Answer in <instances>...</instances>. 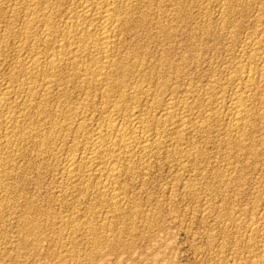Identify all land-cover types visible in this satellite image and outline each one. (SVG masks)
<instances>
[{
  "label": "rangeland",
  "instance_id": "374dc122",
  "mask_svg": "<svg viewBox=\"0 0 264 264\" xmlns=\"http://www.w3.org/2000/svg\"><path fill=\"white\" fill-rule=\"evenodd\" d=\"M39 1L41 0H0V47L1 50H4L0 51V102L4 99H6L5 103L8 102L7 106H1L0 104V136L3 137L6 133L8 121L5 119L8 120V117L11 115L19 117L20 114V120L18 118L14 124L16 123V127L19 126L17 131H23L28 135L27 138H25L26 136L20 137L18 135V138L14 134L11 137V143L7 147L9 150L6 151V156L10 157L9 163L11 162L8 168L12 171L8 169V177L0 185V190L6 189L5 191H0V264H250V262L258 260L264 251V242H262L264 241V231H262L264 229L262 228L264 227V83L260 85L261 88H259L260 82L255 83L254 92H251L248 102L249 108L251 107L250 116L246 120L245 124L247 125H244L245 127L239 131L240 133L234 127L233 112L231 111L234 91L238 89L237 87L241 86L238 84V76L242 70L240 66L245 67L246 69L244 70H249L252 66V69L259 74L264 69V0H160V2L159 0H152L153 2L151 0H139L135 1V3L132 2L131 5L122 7V9L120 8L126 17L123 15L121 21H127L122 25V30H118V38L116 37L118 40L116 39L114 48L115 52L112 53L115 56L113 55V58L110 59L113 68H111L112 64H110L109 70H107L108 73L106 72L105 74V76L107 75L105 83L96 82L95 78L91 77L90 74L98 65L100 66V62H105L106 59L102 55L94 56L96 57L94 58L95 60L84 59L83 56H79L80 59L78 57L77 59L68 55L64 57V62L63 59L60 61L61 66L55 72V74L59 72L56 78L51 76V74H54L51 68H49V63L59 55L61 49L55 41L62 39L61 36L64 38V34L66 33L63 32H67L68 29L73 28L78 23L88 25L90 21L84 19L85 17L82 16L84 15L86 6L84 1L46 0L49 4H45V0H42V3ZM99 1L100 5H105H103L105 1ZM34 7L38 8L35 9ZM150 7H153L152 10L155 13L152 12ZM162 8L165 9L163 10ZM148 10H151V12ZM125 11L127 14H125ZM162 12L163 15L165 14L163 19L161 17L163 16ZM128 13H132L133 15H128ZM33 14L35 16L32 17ZM46 14L47 16H45ZM11 16H14L12 17V19L14 18L13 20H11ZM130 16L131 18H129ZM172 16L175 18L173 19ZM45 17L49 19V24H46ZM77 17L81 21L83 19V21H77L79 20ZM50 18L53 19L51 20ZM36 22L38 23L36 24ZM48 26L50 29L52 28V31H57L55 33L52 32L53 35L49 37L52 40H49L48 44H46L43 41ZM55 26L57 27L55 28ZM26 31L29 32L27 33ZM45 31L46 33H44ZM166 31H168L167 34ZM34 35L37 36L35 37L36 40L33 38L35 40L33 42L32 37ZM261 40L263 41L261 42ZM44 43L45 45L43 46ZM50 43L54 47L50 46ZM256 47H259V50ZM116 49H119V51ZM250 51L252 53L257 52L255 54L258 57L260 56V59L256 61L257 64L256 62H252L248 65V62H251L249 57L252 53ZM35 52L37 57L34 54ZM38 53L41 54L39 55ZM68 58H70V62L67 61ZM44 60L47 61H45L46 65ZM166 60L167 64H164ZM36 61L40 65H36ZM17 62L19 65L16 64ZM41 62L43 63L41 64ZM141 62H143L142 66ZM29 63L30 66L28 65ZM77 64H81L83 68L81 65L77 67ZM260 65L263 68L259 67ZM123 68L127 69V71L129 70L131 75L124 82H119L118 78L122 77L121 75L125 71ZM60 69L61 71H59ZM237 69L240 71L238 72ZM27 71H30L31 77ZM118 72L120 76H118ZM79 73H81L82 77ZM173 74L176 75L174 76ZM48 75L50 78H48ZM47 78L49 80L53 79L50 81L51 83L45 80ZM84 78L88 83L84 82ZM12 80L13 82H10ZM111 80L117 81L119 82L118 85L123 86V93L116 90L117 84H114ZM47 82L51 87L46 86ZM213 82L214 85H212ZM79 83L82 85H78ZM124 83H127V85ZM139 83L143 85L141 86ZM85 84L88 86L86 87ZM101 84L104 85L102 86ZM107 85L110 86L108 87ZM81 87L84 88L82 89ZM111 87L113 90L110 89ZM138 87L139 89L143 88L146 92L147 88L150 89L147 92L149 94L140 96L134 100L132 98L131 100L129 96L130 92L138 89ZM128 88L129 90H127ZM130 89L132 90L130 91ZM115 91L119 92L118 95ZM154 93H156V96ZM104 94L105 97H110V99L105 98ZM2 96H6L7 98H2ZM127 97L130 99H127ZM108 100L113 104L109 103L110 101ZM157 100L158 102H156ZM9 104L13 106H9ZM39 104L45 106L40 107ZM132 104H135L134 106L136 107ZM158 104L161 106L164 104V106L161 108ZM166 104L169 106L167 107ZM143 106L146 107L143 108ZM133 107L143 112L145 111L147 115L151 114L150 119L154 115L158 116L163 111L172 112L173 114H170L174 119L175 117L185 118L188 128L185 131L186 133H182V142L178 140L179 129L174 125L165 129L164 135L162 134L163 138H161V146L158 149L148 151L149 153L144 152L146 155L143 152L139 154L138 152L140 151H136L135 153L138 155L137 159L142 155L146 156L145 158L148 157L145 159L144 164L137 159L132 161L133 163L137 161L134 164L124 160H120L122 163L120 161L117 163V160L114 159V161L112 158L113 161L111 159L107 160L106 163L108 164L104 166L106 172L108 171L107 173H110L109 171L113 170L115 166L120 171L123 167L125 170L126 167L132 165L129 167L131 168V172L127 173L121 180H118L119 182L114 183L115 187L118 186L123 192H121L122 198L118 202L119 205H116L117 208L115 202H111V204L108 201L104 202L98 194L99 188L96 186L98 178L95 177L96 175L83 173L87 176L88 180L84 176L85 181L82 178V185L78 183L81 185L80 187L77 183L68 181L65 174V161L68 158L67 156H71L73 152L77 154V152L81 153L83 151V138H86L88 132L85 128L90 130L96 128L98 125L106 126L110 120L115 118L113 114L117 110L122 109L125 112L129 109L132 110ZM9 108H12V110H9ZM158 108L161 109L159 110ZM104 109H106V115L103 113ZM5 111L7 114L4 113ZM123 112H120L122 114L118 118H122ZM125 113L123 117L127 118ZM80 120L82 121L80 122ZM57 126H59L58 130ZM63 126L65 129L62 128ZM206 126L209 127L207 128ZM74 129L75 131H73ZM167 129L169 130L167 131ZM40 130L48 132L49 130H53L52 138L50 141L45 142L46 145H43L40 138L36 137V132ZM74 132H78L76 135L78 137L81 136V138L73 134ZM151 132L152 135L154 131L152 130ZM65 133L66 136H64ZM236 133L238 135L241 134L243 138L240 135H236ZM34 138L37 139L35 140ZM184 138L187 140L186 142ZM60 140H64V144ZM232 143H236L235 145L238 146L236 147ZM251 146L254 150H252ZM110 161L112 162L110 163ZM37 165L40 166L38 167ZM111 167L113 168L111 169ZM86 181L89 187L85 184ZM82 186L88 189H83ZM72 187L75 188L72 189ZM107 193L109 194V192ZM117 209L120 211L117 212ZM249 221L260 224L255 225L258 228V232H254L256 235L251 233V223ZM250 235L251 237H249Z\"/></svg>",
  "mask_w": 264,
  "mask_h": 264
},
{
  "label": "bare ground",
  "instance_id": "6f19581e",
  "mask_svg": "<svg viewBox=\"0 0 264 264\" xmlns=\"http://www.w3.org/2000/svg\"><path fill=\"white\" fill-rule=\"evenodd\" d=\"M33 1H35V0H33ZM49 1V0H48ZM58 1V0H57ZM69 1V0H68ZM73 1V0H72ZM81 1H84L85 2V12H84V15H82L83 17H85L84 19H87V20H89L90 22L88 23V25H84V24H80V23H78V25H76V26H73V28H71V29H68V31L67 32H63V33H66V34H64V38L61 36V38L62 39H60V40H57V41H55L56 43H57V45H59V47L61 48L60 49V53H59V55L58 56H56L50 63H49V65H50V67L49 68H51V70H52V73L54 74V75H52L51 74V76H53V78H56V76H57V74L59 73H57V74H55V72L57 71L56 69H58L60 66H61V62L60 61H62V59H63V62H64V57H66V56H73V57H78L79 58V56L81 57V56H83L84 57V59L85 58H89L90 60H95L94 58H96V57H94V56H98V55H102L103 56V58L104 59H106L105 60V62H100L101 64H100V66L98 65L97 67H96V69H95V67H94V71L91 73L89 70V72H90V74H91V77L93 76L94 78H95V80H96V82H102V83H105L106 82V76H105V74H106V72H107V70H109L108 68L110 67V64H112V63H110V59L111 58H113V55H112V53L113 52H115L114 50V48H115V45H116V39L118 38L117 37V34H119L118 33V30L120 29V30H122V25L123 24H125L124 22L125 21H127V20H125L124 22L123 21H121V19H122V16L124 15L123 13H122V11H121V9H122V7H124V6H128V5H131V3L132 2H134L135 3V1H139V0H100L101 2L103 1H105L104 3H103V5L104 6H102V5H100L99 3H98V1L96 2V0L94 1V0H81ZM99 1V2H100ZM144 1V0H143ZM152 1V0H151ZM155 1H157V0H155ZM181 1V0H180ZM179 1V2H180ZM216 1V0H215ZM219 1V0H218ZM223 1V0H222ZM231 1V0H230ZM250 1V0H249ZM3 2V1H2ZM40 3H42V0L41 1H39ZM45 4H49V3H47V1L45 0ZM62 2V1H61ZM76 2V1H75ZM146 2V1H145ZM149 2V1H148ZM153 2V1H152ZM159 2H160V0H159ZM158 2V3H159ZM226 2V1H225ZM248 2V1H247ZM43 3H44V1H43ZM57 3H59V2H57ZM56 3V4H57ZM182 3V2H181ZM180 3V4H181ZM251 3V2H250ZM35 4V3H34ZM142 4V3H141ZM154 4V3H153ZM156 4V3H155ZM161 4H162V2H161ZM166 4V3H165ZM177 4H179V3H177ZM183 4V3H182ZM185 4H187V3H185ZM40 5V4H39ZM73 5V4H72ZM146 5H148V4H146ZM149 5H151L152 6V4H150L149 3ZM159 7H160V5L159 4H157ZM170 5V4H169ZM206 5V4H205ZM239 5V4H238ZM16 6V5H15ZM29 6V5H28ZM36 6H37V3H36ZM41 6V5H40ZM39 6V7H40ZM45 6V5H44ZM49 6H51V5H49ZM48 6V7H49ZM74 6V5H73ZM76 6V5H75ZM137 6H139V5H137ZM173 6V5H172ZM177 6V5H176ZM176 6H175V8H176ZM179 6V5H178ZM182 6V5H181ZM185 6V5H184ZM192 6V5H191ZM229 6V5H228ZM32 7V6H31ZM43 7V6H42ZM149 7V6H148ZM164 7V6H163ZM26 8H28V7H26ZM35 8V7H34ZM38 8V7H37ZM37 8H35V9H37ZM61 8V7H60ZM78 8V7H77ZM81 8V7H80ZM121 8V9H120ZM128 8V7H127ZM139 8V7H138ZM142 8V7H141ZM151 8V7H150ZM149 8V9H150ZM155 8H157V7H155ZM167 8V7H166ZM171 8V7H170ZM177 8H179V7H177ZM185 8H186V6H185ZM185 8H183V9H185ZM56 9H57V7H56ZM71 9V8H70ZM124 9V8H123ZM153 9V7L151 8V10ZM163 10L165 9V8H162ZM168 9V8H167ZM173 9V8H172ZM180 9V8H179ZM182 9V10H183ZM32 10H33V8H32ZM44 10V9H43ZM49 10V9H48ZM63 10V9H62ZM75 10V9H74ZM78 10V9H77ZM76 10V11H77ZM130 10V9H129ZM140 10H143V9H140ZM145 10V9H144ZM151 10H148V11H150L151 12ZM161 10V9H160ZM162 10V11H163ZM50 11H52V10H50ZM136 11V10H135ZM147 11V13H149ZM155 11V10H154ZM17 12V11H16ZM33 12V11H32ZM41 12V11H40ZM128 12H130V11H128ZM137 12H139V11H137ZM142 12V11H141ZM152 12H153V10H152ZM157 12V11H156ZM160 12V11H159ZM169 12H171V11H169ZM233 12V11H232ZM44 13H45V11H44ZM72 13V12H71ZM140 13V12H139ZM138 13V15H140ZM153 13H155V12H153ZM164 13L166 14V12L164 11ZM172 13V12H171ZM175 13H176V11H175ZM15 14V13H14ZM18 14V13H17ZM31 14V13H30ZM35 14V13H34ZM32 15V17L33 16H35V15ZM72 14H74V13H72ZM78 14V13H77ZM125 14H127L126 13V11H125ZM129 14H132V13H128V15ZM137 14V13H136ZM164 14V15H165ZM179 14V13H178ZM13 15V14H12ZM76 15V14H75ZM80 15V14H79ZM78 15V16H79ZM133 15V14H132ZM162 15H163V12H162ZM164 15L163 16H161L162 17V19L164 18ZM167 15V14H166ZM263 15V14H262ZM15 16V15H14ZM14 16H11V20H13L12 19V17H14ZM37 16V15H36ZM39 16V15H38ZM45 16H47V14L45 15ZM67 16V15H66ZM142 16H143V14H142ZM145 16V15H144ZM147 16V15H146ZM174 16V15H173ZM173 16H172V18H173ZM186 16V15H185ZM200 16V15H199ZM10 17V16H9ZM32 17H30L32 20H34ZM40 17V16H39ZM43 17V16H42ZM52 17V16H51ZM71 17H74V16H71ZM124 17H125V15H124ZM123 17V18H124ZM128 17V16H127ZM134 17V16H133ZM141 17V16H140ZM140 17H139V19H140ZM150 17V16H149ZM151 17H152V14H151ZM188 17V16H187ZM38 18V17H37ZM46 19H45V21H46V24H49L48 22V20L49 19H47V17H45ZM49 18V17H48ZM61 18V17H60ZM78 19H79V17H77ZM77 18H76V20H77ZM126 18V17H125ZM129 18H131V16L129 17ZM142 18V17H141ZM145 18V17H144ZM175 18V17H174ZM173 18V19H174ZM178 18V17H177ZM228 18V17H227ZM258 18V17H257ZM23 19V18H22ZM42 19H44V18H42ZM51 19V18H50ZM53 19V18H52ZM51 19V20H52ZM136 19V18H135ZM138 19V18H137ZM161 19V18H160ZM161 19V20H162ZM263 19V18H262ZM1 20V19H0ZM18 20V19H17ZM63 20V19H62ZM67 20H68V18H67ZM145 20V19H144ZM167 20V19H166ZM221 20V19H220ZM219 20V21H220ZM226 20V19H225ZM264 20V19H263ZM28 21V20H27ZM35 21V20H34ZM54 21H57V20H54ZM77 21H80V22H82L83 21V19H82V21L79 19V20H77ZM130 21V20H129ZM133 21V20H132ZM137 21V20H136ZM148 21V20H147ZM33 22V21H32ZM31 22V23H32ZM39 22V21H38ZM38 22H36V24L38 23ZM51 22V21H50ZM86 22H88V21H86ZM131 22V21H130ZM138 22H139V20H138ZM161 22V21H160ZM229 22V21H228ZM258 22V21H257ZM260 22V21H259ZM25 23V22H24ZM52 23V22H51ZM50 23V24H51ZM67 23H68V21H67ZM127 23V22H126ZM145 23H147V22H145ZM210 23V22H209ZM215 23V22H214ZM256 23V22H255ZM23 24V23H22ZM28 24H29V22H28ZM35 24V25H36ZM45 24V23H44ZM43 24V25H44ZM71 24H72V22H71ZM76 24V23H75ZM75 24H73V25H75ZM132 24V23H131ZM141 24V23H140ZM149 24V23H148ZM158 24V23H157ZM171 24V23H170ZM4 25V24H3ZM25 25V24H24ZM40 25V24H39ZM38 25V27H40ZM42 25V24H41ZM53 25H55V24H53ZM58 25V24H57ZM128 25V24H127ZM129 25H130V23H129ZM128 25V26H129ZM146 25V24H145ZM173 25V24H172ZM263 25H264V23H263ZM262 25V26H263ZM26 26V25H25ZM134 26V25H133ZM162 26V25H161ZM164 26V25H163ZM166 26V25H165ZM209 26V25H208ZM33 27V26H32ZM43 27H45V26H43ZM51 27H52V25H51ZM57 26H55V28H56ZM71 27H72V25H71ZM167 27V26H166ZM212 27V26H211ZM237 27V26H236ZM257 27V26H256ZM46 28V27H45ZM127 28V27H126ZM209 28V27H208ZM207 28V29H208ZM235 28V27H234ZM27 29H28V27H27ZM26 29V30H27ZM47 29V28H46ZM52 29V28H51ZM50 28H49V26H48V30H47V33H46V31L44 32V33H46L45 34V38H44V41L43 42H45L46 44H48V42H49V40H52V39H49V37L50 36H52L53 34H52V32H54L55 33V31H57V30H55V31H52ZM124 29V28H123ZM129 29H130V27H129ZM134 29H135V26H134ZM156 29V28H155ZM211 29V28H210ZM17 30V29H16ZM37 30V29H36ZM126 30V29H125ZM128 30V29H127ZM143 30V29H142ZM148 30H150V29H148ZM232 30V29H231ZM236 30H237V28H236ZM259 30V29H258ZM8 31H9V29H8ZM25 31V30H24ZM30 31V30H29ZM28 31V32H29ZM62 31H64V30H62ZM62 31H60L61 33H62ZM66 31V30H65ZM27 32V31H26ZM25 32V33H26ZM27 32V33H28ZM31 32H33V31H31ZM43 32V31H42ZM131 32V31H130ZM171 32V31H170ZM252 32V31H251ZM36 33V32H35ZM158 33V32H157ZM162 33H163V31H162ZM168 33V31H166V34ZM192 33V32H191ZM10 34V33H9ZM23 34H24V32H23ZM31 34V33H30ZM30 34H29V38H30ZM139 34V33H138ZM144 34V33H143ZM165 34V35H166ZM33 35V34H32ZM63 35V34H62ZM66 35V36H65ZM121 35V34H120ZM163 35V34H162ZM257 35V34H256ZM14 36V35H13ZM37 36V35H36ZM35 35H34V37H32V39L33 38H35L36 37ZM56 36V35H55ZM122 36V35H121ZM120 36V37H121ZM22 37H24V36H22ZM54 37V36H53ZM117 37V38H116ZM149 37V36H148ZM164 37V36H163ZM249 37V36H248ZM42 38V37H41ZM41 38H39V39H41ZM58 38V37H57ZM132 38V37H131ZM152 38H153V35H152ZM2 39V38H1ZM21 39V38H20ZM54 39H56V37H54ZM54 39H53V41H54ZM150 39V38H149ZM169 39V38H168ZM175 39V38H174ZM255 39H257V38H255ZM15 40H16V38H15ZM35 40H36V38H35ZM34 39H33V42L35 41ZM38 40V39H37ZM118 40V39H117ZM27 41H28V39H27ZM39 41H41V40H39ZM245 41V40H244ZM263 40H261V42H262ZM236 42V41H235ZM258 42H260V41H258ZM38 43V42H37ZM45 43L43 44V46L45 45ZM51 43H53V42H51ZM51 43H50V46H53V45H51ZM162 43V42H161ZM257 43V42H256ZM33 44H36V43H33ZM39 44H40V42H39ZM131 44V43H130ZM133 44H135V43H133ZM132 44V45H133ZM139 44V43H138ZM198 44V43H197ZM250 44H251V42H250ZM255 44V43H254ZM38 45V44H37ZM42 45V44H41ZM56 45V46H57ZM140 45V44H139ZM253 45V44H252ZM257 45V44H256ZM262 45V44H261ZM1 46V45H0ZM8 46V45H7ZM34 46V45H33ZM40 46V45H39ZM42 46V47H43ZM55 46V47H56ZM118 46H120V45H118ZM248 46V45H247ZM251 46V45H250ZM258 46V45H257ZM3 47V46H2ZM29 47V46H28ZM54 47V46H53ZM132 47V46H131ZM261 47V46H260ZM38 48V47H37ZM45 48H46V46H45ZM119 48V47H118ZM170 48V47H169ZM251 48H252V46H251ZM254 48H255V46H254ZM256 48H258V50H259V47H256ZM38 49H41V48H38ZM47 49V48H46ZM51 49V48H50ZM57 49V48H56ZM127 49V48H126ZM187 49V48H186ZM262 49V48H261ZM261 49H260V51H261ZM21 50V49H20ZM25 50V49H24ZM27 50V49H26ZM30 50V49H29ZM59 50V49H58ZM58 50H56V51H58ZM117 50V49H116ZM243 50V49H242ZM250 50V49H249ZM256 50V49H255ZM254 50V51H255ZM0 51H4V50H1V47H0ZM31 51H32V48H31ZM34 51H35V48H34ZM37 51V50H36ZM41 51V50H40ZM51 51H52V49H51ZM50 51V52H51ZM117 51H119V49L117 50ZM137 51V50H136ZM149 51V50H148ZM252 51H253V49H252ZM39 52V51H38ZM55 52V51H54ZM53 52V53H54ZM59 52V51H58ZM230 52V51H229ZM251 52V51H250ZM26 53V52H25ZM29 53V52H28ZM239 53H240V50H239ZM246 53V52H245ZM252 53V52H251ZM250 53V54H251ZM255 53H257V52H254V53H252L251 55H250V57H249V55H248V57L250 58V61L251 62H248V65L250 64V63H252V62H256L257 60H259L260 59V56L258 57ZM3 54V53H2ZM31 54V53H30ZM32 54H33V51H32ZM35 54V56L37 55L36 54V52L34 53ZM39 54V53H38ZM41 54V53H40ZM39 54V55H40ZM55 54V53H54ZM120 54V53H119ZM147 54V53H146ZM186 54V53H185ZM249 54V53H248ZM38 55V56H39ZM49 55V54H48ZM48 55H47V58H48ZM56 55V54H55ZM54 55V56H55ZM187 55V54H186ZM185 55V56H186ZM258 55H259V53H258ZM20 56V55H19ZM99 56V57H100ZM115 56V55H114ZM163 56V55H162ZM173 56V55H172ZM244 56V55H243ZM245 56H246V54H245ZM244 56V57H245ZM16 57V56H15ZM25 57V56H24ZM26 57H28V56H26ZM37 57V56H36ZM40 57V56H39ZM46 57V56H45ZM117 57V56H116ZM247 57V58H248ZM262 57V56H261ZM31 58H32V56H31ZM35 58V57H34ZM43 59H45L44 57H42ZM53 58V57H52ZM70 58H72V57H70ZM70 58H68V60L67 61H69V59ZM77 58V59H78ZM102 58V57H101ZM115 58V57H114ZM125 58V57H124ZM165 58V57H164ZM169 58V57H168ZM171 58V57H170ZM33 59V58H32ZM31 59V60H32ZM40 59H41V57H40ZM42 59V60H43ZM50 59V58H49ZM48 59V60H49ZM80 59V58H79ZM88 59V60H89ZM245 59V58H244ZM36 60H38V58H36ZM73 60V59H72ZM75 60V59H74ZM124 60H127V59H124ZM178 60H180V59H178ZM246 60V59H245ZM23 61V60H22ZM34 61H35V59H34ZM46 60H44V63H45V65H46V62H45ZM67 61H65L66 63H67ZM71 61V60H70ZM69 61V62H70ZM81 61H82V59H81ZM85 61H87V60H85ZM116 61V60H115ZM4 62V61H3ZM5 62H6V60H5ZM20 62V61H19ZM23 62H25V61H23ZM32 62V61H31ZM30 62V63H31ZM77 62V61H76ZM75 62V63H76ZM80 62V61H79ZM90 62H93V61H90ZM89 62V63H90ZM114 62V61H113ZM132 62V61H131ZM136 62V61H135ZM138 62V61H137ZM162 62V61H161ZM242 62V61H241ZM2 63V62H1ZM20 63H22V62H20ZM30 63L28 64L29 66H30ZM43 62H41V64H42ZM74 63V62H73ZM72 63V65H74ZM88 63V62H87ZM129 63H130V61H129ZM133 63V62H132ZM139 63V62H138ZM146 63V62H145ZM160 63V62H159ZM164 63V62H163ZM162 63V64H163ZM169 63V62H168ZM199 63V62H198ZM244 63H245V61H244ZM263 63V62H262ZM10 64V63H9ZM16 64H18V62L16 63ZM26 64V63H25ZM33 64H34V62H33ZM35 64L36 65H40L39 64V62H35ZM95 64V63H94ZM117 64V63H116ZM140 64V63H139ZM142 64H143V62H141V66H142ZM161 64V65H162ZM164 64H167V60H166V63H164ZM172 64V63H171ZM256 64H257V62H256ZM264 64V63H263ZM19 65V64H18ZM66 65V64H65ZM81 65V64H80ZM80 65H78L77 64V67H80ZM85 65V64H84ZM91 65V64H90ZM119 65V64H118ZM118 65H116V66H118ZM169 65V64H168ZM189 65V64H188ZM239 65V64H238ZM248 65H247V68L249 69V67H248ZM251 65H253V64H251ZM259 65V64H258ZM3 66H4V64H3ZM26 66H27V64H26ZM28 66V67H29ZM42 66V65H41ZM44 66V65H43ZM69 66V65H68ZM76 66V65H75ZM95 66H96V64H95ZM140 66V67H141ZM148 66V65H147ZM152 66V65H151ZM160 66V65H159ZM167 66V65H166ZM170 66V65H169ZM168 66V68H170ZM172 66V65H171ZM181 66V65H180ZM237 66V65H236ZM240 66V65H239ZM244 66V65H243ZM18 67V66H17ZM23 67V66H22ZM33 67V66H32ZM40 67V66H39ZM81 67H82V65H81ZM84 67H86V66H84ZM92 67V66H91ZM124 67V66H123ZM259 67H261V65L259 66ZM27 68V67H26ZM46 68H48V67H46ZM73 68V67H72ZM72 68H69V69H72ZM83 68V67H82ZM81 68V69H82ZM87 68V67H86ZM111 68H113V64L111 65ZM122 68V67H121ZM127 68H129V67H127ZM238 68V67H237ZM240 68H242V70H241V72H240V75L238 76V84H240L239 86L240 87H237L238 86V84H237V90L236 91H234V94H233V98H232V100H233V102H232V111L231 112H233V123H234V127H235V129L236 130H238V133H240L239 131H241L242 130V128L243 127H245L244 125H247V124H245L246 123V120H247V118H248V116H250L249 114H250V108H249V105H248V102H249V100H250V97H251V92L253 91V89H254V86H255V83L257 84V82H260V84H259V88H261V86L260 85H263V83H264V69H262V72L259 74V73H256L255 71H254V69H252V66H251V69H249V70H244V69H246L245 67L243 68L242 66H240ZM239 68V69H240ZM261 68H263V67H261ZM24 69V68H23ZM30 69V68H29ZM32 69V68H31ZM35 69H36V67H35ZM79 69V68H78ZM77 69V70H78ZM85 69V68H84ZM88 69V68H87ZM135 69V68H134ZM137 69V68H136ZM163 69H164V67H163ZM15 70H17V69H15ZM22 70V69H21ZM20 70V71H21ZM28 70V69H27ZM50 70V69H49ZM83 70V69H82ZM86 70V69H85ZM118 70V69H117ZM123 70H125V71H127V69H124L123 68ZM166 70V69H165ZM257 70V69H256ZM12 71H14V70H12ZM59 71H61V69L59 70ZM79 71V70H78ZM112 71V70H111ZM115 71V70H114ZM119 71V70H118ZM124 71V74L123 75H121L122 77H120V78H118L119 79V82L120 81H123L124 82V80H126L127 79V77L129 76V75H131L130 74V72H129V70L127 71V72H125ZM133 71V70H132ZM131 71V72H132ZM138 71V70H137ZM159 71V70H158ZM172 71V70H171ZM237 71H238V69H237ZM240 71V70H239ZM238 71V72H239ZM23 72H25V71H23ZM22 72V73H23ZM28 72V71H27ZM30 72V71H29ZM28 72V73H29ZM35 72V71H34ZM45 72V71H44ZM43 72V73H44ZM70 72H72V71H70ZM80 72V71H79ZM83 72V71H82ZM81 72V73H82ZM86 72V71H85ZM113 72V71H112ZM134 72V71H133ZM160 72V71H159ZM12 73V72H11ZM40 73V72H39ZM38 73V74H39ZM76 73V72H75ZM81 73H79V75L81 76ZM84 73V72H83ZM87 73V72H86ZM108 73V72H107ZM114 73V72H113ZM161 73V72H160ZM1 74V73H0ZM15 74V73H14ZM19 74V73H18ZM37 74V75H38ZM63 74H64V72H63ZM68 74V73H67ZM111 74V73H110ZM115 74V73H114ZM116 74H117V71H116ZM118 74H119V72H118ZM136 74V73H135ZM142 74V73H141ZM158 75H159V73H157ZM157 74H156V76H157ZM163 74V73H162ZM172 74V73H171ZM206 74V73H205ZM12 75V74H11ZM10 75V76H11ZM29 75H30V73H29ZM132 75H133V73H132ZM174 75V74H173ZM176 75V74H175ZM174 75V76H175ZM184 75V74H183ZM237 75V74H236ZM21 76V75H20ZM22 76H23V74H22ZM26 76V75H25ZM43 76H45L44 74H43ZM84 76V75H83ZM105 76V77H104ZM118 76H120V74L118 75ZM117 76V77H118ZM138 76V75H137ZM147 76V75H146ZM166 76H168V75H166ZM182 76V75H181ZM189 76V75H188ZM214 76V75H213ZM233 76V75H232ZM30 77H31V75H30ZM82 77V76H81ZM89 77H90V75H89ZM134 77V76H133ZM135 77H136V75H135ZM142 77V76H141ZM160 77V76H159ZM221 77V76H220ZM234 77V76H233ZM14 78H16V77H14ZM14 78H13V80H14ZM25 78V77H24ZM44 78V77H43ZM46 78V77H45ZM48 78H50V76L48 75ZM45 79V80H47L48 82H50L51 80H53L52 78H51V80H49V79ZM58 78V77H57ZM76 78V77H75ZM94 78H92V79H94ZM148 78V77H147ZM146 78V79H147ZM168 78V77H167ZM214 78V77H213ZM235 78V77H234ZM30 79V78H29ZM32 79V78H31ZM35 79V78H34ZM65 79V78H64ZM88 79V78H87ZM117 79V78H116ZM138 79V78H137ZM150 79V78H149ZM13 80L12 81H10V82H13ZM38 80V79H37ZM56 81H57V79H55ZM84 80V82H86L87 80H85V78L83 79ZM145 80V79H144ZM143 80V81H144ZM180 80V79H179ZM214 80H215V78H214ZM230 80V79H229ZM233 80V79H232ZM235 80V79H234ZM258 80V81H257ZM15 81H16V79H15ZM27 81H28V79H27ZM41 81V80H40ZM44 81V80H43ZM42 81V82H43ZM79 81V80H78ZM82 81V80H81ZM107 81H108V79H107ZM128 81V80H127ZM136 81H138V80H136ZM140 81V80H139ZM148 81V80H147ZM149 81H151V80H149ZM154 81V80H153ZM157 81V80H156ZM160 81V80H159ZM175 81V80H174ZM199 81V80H198ZM210 81V80H209ZM9 82V81H8ZM9 82V83H10ZM33 82V81H32ZM36 82V81H35ZM38 82V81H37ZM41 82V83H42ZM46 82V81H45ZM48 82H47V84H46V86L48 87V86H50V84H48ZM65 82V81H64ZM111 82H113L114 84H117L116 85V87H115V85H114V87L116 88V90H118L119 92H121V93H123L122 92V87L120 86V85H118V83L119 82H115V81H112L111 80ZM146 82V81H145ZM152 82V81H151ZM23 83V82H22ZM25 83V82H24ZM30 83H31V81H30ZM51 83V82H50ZM55 83V82H54ZM73 83V82H72ZM75 83H77V82H75ZM86 83H88V82H86ZM90 83V82H89ZM132 83V82H131ZM136 83H138V82H136ZM163 83V82H162ZM211 83V82H210ZM26 84V83H25ZM32 84V83H31ZM33 84H34V82H33ZM59 84V83H58ZM67 84V83H66ZM65 84V85H66ZM81 83H79L78 85H80ZM82 84H84L83 82H82ZM81 84V85H82ZM94 84V83H93ZM98 84V83H97ZM107 84H109L108 82H107ZM124 84H126L127 85V83H124ZM140 84V83H139ZM159 84V83H158ZM176 84V83H175ZM182 84V83H181ZM216 84H217V82H216ZM9 85V84H8ZM10 85H11V83H10ZM52 85V84H51ZM77 85V86H78ZM86 85V84H85ZM102 85V84H101ZM104 85V84H103ZM102 85V86H103ZM111 85V84H110ZM109 85V86H110ZM133 85V84H132ZM131 85V86H132ZM141 85V84H140ZM143 85V84H142ZM141 85V86H142ZM150 85H152V84H150ZM149 85V86H150ZM156 85V84H155ZM154 85V86H155ZM173 85V84H172ZM209 85V84H208ZM212 85H214V82H213V84ZM218 85V84H217ZM31 86V85H30ZM35 86H37V85H35ZM45 86V85H44ZM57 86V85H56ZM88 85H86V87H87ZM108 86V85H107ZM108 86V87H109ZM113 86V85H112ZM125 86V85H124ZM146 86V85H145ZM163 86H164V84H163ZM178 86V85H177ZM176 86V87H177ZM21 87H23V86H21ZM34 87V86H33ZM38 87V86H37ZM51 87V86H50ZM61 87V86H60ZM89 87H90V85H89ZM89 87H88V89H89ZM97 87V86H96ZM128 87H130V86H128ZM133 87V86H132ZM131 87V88H132ZM135 87V86H134ZM140 87V86H139ZM139 87H138V89H135V90H132V89H130V97H131V100H132V98H133V100L134 99H137L138 97H140V96H146V95H148L149 93H147L148 92V90L150 91V89H146L147 90V92L145 91V90H143V88H141V89H139ZM147 87V86H146ZM156 87V86H155ZM154 87V88H155ZM203 87V86H202ZM233 87H234V85H233ZM264 87V86H263ZM17 88H19V87H17ZM24 88V87H23ZM22 88V89H23ZM54 88V87H53ZM82 88V87H81ZM84 88V87H83ZM82 88V89H83ZM105 88V87H104ZM125 88H127V86H125ZM219 88V87H218ZM256 88H257V85H256ZM10 89V88H9ZM8 89V90H9ZM30 89V88H29ZM40 89V88H39ZM43 89V88H42ZM44 89H45V87H44ZM50 89H52V88H50ZM58 89V88H57ZM87 89V88H86ZM109 89V88H108ZM110 89H112L113 90V88L111 87ZM109 89V90H110ZM151 89H152V87H151ZM158 89V88H157ZM156 89V90H157ZM173 89H175V88H173ZM7 90V89H6ZM16 90V89H15ZM47 90H48V88H47ZM54 90V89H53ZM99 90V89H98ZM106 90V89H105ZM127 90H129V88L127 89ZM159 90V89H158ZM160 90H162V89H160ZM164 90V89H163ZM255 90H257V89H255ZM94 91H95V89H94ZM97 91V90H96ZM259 91H260V89H259ZM261 91H262V89H261ZM62 92V91H61ZM88 92V91H87ZM101 92V91H100ZM109 92V91H108ZM116 92V94L118 95V93H117V91H115ZM153 92V91H152ZM151 92V93H152ZM158 92V91H157ZM162 92V91H161ZM160 92V93H161ZM164 92V91H163ZM210 92H211V90H210ZM221 92V91H220ZM254 92V91H253ZM252 92V93H253ZM256 92H258V91H256ZM1 93V92H0ZM27 93V92H26ZM59 93V92H58ZM69 93V92H68ZM94 93H96V92H94ZM103 93H105L104 91H103ZM110 93H111V91H110ZM174 93V92H173ZM259 93V92H258ZM6 94V93H5ZM10 94V93H9ZM156 93H154V95H155ZM165 94V93H164ZM186 94V93H185ZM8 95V94H7ZM6 95V96H7ZM25 95V94H24ZM33 95V94H32ZM42 95V94H41ZM59 95H60V93H59ZM113 95V94H112ZM175 95V94H174ZM5 96V97H6ZM9 96V95H8ZM28 96H29V93H28ZM49 96V95H48ZM94 96V95H93ZM152 96V95H151ZM156 96V95H155ZM4 96H2V98H3ZM4 97V98H5ZM32 97V96H31ZM39 97H41V96H39ZM90 97V96H89ZM92 97V96H91ZM104 97H105V94H104ZM116 97V96H115ZM114 97V98H115ZM125 97H126V95H125ZM148 97H150V96H148ZM159 97H161V96H159ZM162 97H163V95H162ZM161 97V98H162ZM263 97V96H262ZM7 98V97H6ZM18 98V97H17ZM33 98V97H32ZM105 98H107V97H105ZM122 98V97H121ZM152 98V97H151ZM150 98V99H151ZM158 98V97H157ZM27 99H28V97H27ZM43 99V98H42ZM45 99V98H44ZM58 99H60V98H58ZM107 99H110V97L109 98H107ZM123 99H125V98H123ZM127 99H130V98H128L127 97ZM160 99V98H159ZM158 99V100H159ZM163 99V98H162ZM187 99V98H186ZM6 99H4V100H2L1 102H0V104H1V106L3 105V106H7V103H5L6 101H5ZM31 100V99H30ZM49 100V99H48ZM115 100V99H114ZM122 100V99H121ZM126 100V99H125ZM125 100H124V103H125ZM155 100H156V98H155ZM158 100L156 101V102H158ZM177 100V99H176ZM196 100V99H195ZM5 101V102H4ZM13 101V100H12ZM16 101V100H15ZM92 101V100H91ZM108 101H110V100H108ZM120 101V100H119ZM126 101H128V100H126ZM151 101V100H150ZM33 102V101H32ZM40 102V101H39ZM117 102H118V100H117ZM132 102H134V101H132ZM131 102V103H132ZM149 102V101H148ZM153 102V101H152ZM160 102V101H159ZM167 102V101H166ZM252 102V101H251ZM109 103H112L111 101L109 102ZM121 103V102H120ZM137 103H139V102H137ZM137 103H136V105H137ZM151 103V102H150ZM149 103V104H150ZM161 103V102H160ZM168 103V102H167ZM179 103V102H178ZM231 103V102H230ZM259 103V102H258ZM37 104V103H36ZM95 104V103H94ZM105 104V103H104ZM108 104V103H107ZM113 104V103H112ZM115 104H116V102H115ZM117 104H119V103H117ZM127 105H128V103H126ZM129 104H130V102H129ZM148 104V105H149ZM154 104V103H153ZM209 104V103H208ZM10 105H12V104H9V106ZM40 105V104H39ZM85 105V104H84ZM102 105V104H101ZM100 105V106H101ZM106 105V104H105ZM110 105V104H109ZM121 105V104H120ZM133 105V104H132ZM135 105V104H134ZM133 105V106H134ZM140 105V104H139ZM159 105V104H158ZM167 105V107L169 106L168 104H166ZM165 105V106H166ZM13 106V105H12ZM15 106V105H14ZM31 106V105H30ZM42 106H45V105H42ZM41 105H40V107H42ZM117 106V105H116ZM119 106V105H118ZM123 106V105H122ZM130 106V105H129ZM141 106V105H140ZM159 106H161V105H159ZM163 106H164V104H163ZM163 106H161V108L163 107ZM171 106V105H170ZM173 106V105H172ZM206 106V105H205ZM251 106V105H250ZM39 107V108H40ZM67 107V106H66ZM103 107H104V105H103ZM128 107V106H127ZM134 107H136V106H134ZM133 107V109L132 110H124L125 112H123V110L121 109V110H117V112H115V114H113V117H115L114 119H112V120H110V122L106 125V126H101V125H98L96 128H94V129H87V128H85L86 130H88V132H87V135H86V138H83L84 140V145H82V146H84L83 148V151H81V153H78L77 152V154H76V152H73V154H71V156H67L66 158V177H67V179H68V181H70V182H73V183H81V185H82V178L85 176L84 174L85 173H88V175H89V173H92V174H94V175H96L95 177L96 178H98L96 181H98L97 183H96V181H94L95 183H96V186H98V188H99V191H98V194L100 195V197L103 199V201L105 202V201H108V202H110V204H111V202H115V206L118 204L119 205V201L121 200V198H122V194H121V190L118 188V186H116L115 187V185H114V183H117V182H119L118 180H121L125 175H127V173H129V172H131V168H129V167H131V166H129V167H126V169L124 170V167L119 171V170H117L116 169V166L114 167V169L113 170H111L113 167H111V171H109L110 173H107L106 172V168H104V166L105 165H107L108 163H106L107 162V160L109 159H116L117 160V163L120 161V160H124V161H127V162H132V161H134V159H137V157H138V155L135 153L136 151H140V152H138L139 154H141V152H143V154H144V152H150V151H152V150H154V149H158V147L159 146H161V138H163V136H162V134L163 133H165V129L166 128H168L169 126H174V125H176V127L179 129V137H178V140H180L181 141V139H182V136H183V132H185L186 131V129L188 128L187 127V120H185V118H180V117H178V118H176L175 117V119H174V117H172V115L170 114V113H172V112H166V111H163L162 113H160L158 116L156 115H154V117L152 118V119H150V115L148 114H146L145 113V111L143 112V111H141V110H139L138 108H134ZM144 107H146V106H143V108ZM158 107V106H157ZM231 107V106H230ZM1 108V107H0ZM15 108V107H14ZM18 108V107H17ZM35 108V107H34ZM37 108V107H36ZM44 108V107H43ZM48 108V107H47ZM53 108V107H52ZM79 108V107H78ZM93 108V107H92ZM106 108V107H105ZM111 108H113V107H111ZM110 108V109H111ZM116 108V107H115ZM121 108V107H120ZM126 108V107H125ZM161 108H158L159 110L161 109ZM12 110V108H9V110ZM41 109V108H40ZM74 109V108H73ZM76 109V108H75ZM80 109V108H79ZM117 109V108H116ZM146 109V108H145ZM170 109V108H169ZM1 110H3V109H1ZM9 110H7L8 112H10ZM39 110V109H38ZM65 110V109H64ZM105 110L106 109H104V112L103 113H105ZM107 110H108V108H107ZM114 110V109H113ZM144 110V109H143ZM152 110V109H151ZM187 110V109H186ZM261 110V109H260ZM264 110V109H263ZM263 110H262V113H263ZM25 111V110H24ZM67 111H68V109H67ZM123 112V116H124V113L126 114V116H127V118H124L123 116H122V118H118V116H120L121 114H120V112ZM180 111V110H179ZM185 111V110H184ZM183 111V112H184ZM259 111V110H258ZM14 112H16V111H14ZM53 112V111H52ZM57 112H59V111H57ZM62 112V111H61ZM64 112V111H63ZM155 112V111H154ZM208 112V111H207ZM210 112V111H209ZM4 113H6V111L4 112ZM12 113V112H11ZM25 113H26V111H25ZM38 113H39V111H38ZM65 113V112H64ZM69 113V112H68ZM89 113V112H88ZM98 113V112H97ZM108 113V112H107ZM181 113V112H180ZM2 114V113H1ZM7 114V113H6ZM9 114V113H8ZM15 114V113H14ZM41 114H42V112H41ZM47 114V113H46ZM70 114V113H69ZM81 114V113H80ZM111 114V113H110ZM155 114V113H154ZM173 114V113H172ZM188 114V113H187ZM189 114H190V112H189ZM193 114V113H192ZM11 115V114H10ZM44 115H45V112H44ZM44 115H43V117H44ZM56 115H58V114H56ZM60 115V114H59ZM105 115H106V113H105ZM177 115V114H176ZM206 115V114H205ZM208 115V114H207ZM215 115V114H214ZM17 116V115H16ZM16 116H9L8 117V120L7 119H5L6 121H8L7 123H8V126H6L7 128H6V133L4 134V136L3 137H1L0 136V185L2 184V182H4L5 180H6V178L8 177V169L9 170H11L10 168H8V165H10V163H9V158L10 157H7L6 156V151L7 150H9V149H7V147H8V145L11 143L10 142V140H11V137L14 135V134H16L17 136L19 135L20 137H25V138H27L28 137V135H26L27 133H25V132H23V131H17L18 129V127L19 126H17L16 127V123L14 124V122L21 116V114H20V116L19 117H16ZM54 116V115H53ZM212 116V115H211ZM7 117V116H6ZM71 117V116H70ZM75 117V116H74ZM104 117V116H103ZM152 117V116H151ZM194 117V116H193ZM203 117V116H202ZM213 117V116H212ZM3 118V117H2ZM26 118V117H25ZM35 118V117H34ZM48 118V117H47ZM69 118V117H68ZM109 118H110V116H109ZM43 119V118H42ZM62 119V118H61ZM83 119H87V118H83ZM187 119V118H186ZM208 119V118H207ZM19 120H20V118H19ZM22 120V119H21ZM30 120V119H29ZM47 120V119H46ZM27 121V120H26ZM69 121V120H68ZM82 120H80V122H81ZM107 121V120H106ZM105 121V122H106ZM260 121V120H259ZM1 122V121H0ZM49 122V121H48ZM76 122V121H75ZM200 122V121H199ZM199 122H198V124H199ZM210 122V121H209ZM229 122V121H228ZM264 122V121H263ZM19 123V122H18ZM31 123V122H30ZM43 123V122H42ZM47 123V122H46ZM50 123V122H49ZM56 123V122H55ZM74 123V122H73ZM79 123V122H78ZM205 123V122H204ZM232 123V124H233ZM248 123V122H247ZM26 124V123H25ZM24 124V125H25ZM63 124V123H62ZM65 124V123H64ZM72 124V123H71ZM84 124V123H83ZM97 124H99V123H97ZM250 124V123H249ZM41 125V124H40ZM58 125V124H57ZM67 125H69V124H67ZM208 125V124H207ZM34 126V125H33ZM42 126V125H41ZM48 126V125H47ZM52 126H54V125H52ZM78 126V125H77ZM76 126V127H77ZM80 126V125H79ZM87 126V125H86ZM89 126V125H88ZM2 127V126H1ZM31 127V126H30ZM35 127V126H34ZM46 127V126H45ZM58 127L59 126H57L56 128H57V130H58ZM61 127V126H60ZM66 127V126H65ZM68 127V126H67ZM71 127V126H70ZM84 127V126H83ZM193 127V126H192ZM197 127V126H196ZM207 127V126H206ZM209 127V126H208ZM207 127V128H208ZM218 127V126H217ZM247 127V126H246ZM28 128H29V126H28ZM36 128V127H35ZM51 128V127H50ZM62 128H64V126L62 127ZM89 128V127H88ZM170 128V127H169ZM249 128V127H248ZM253 128V127H252ZM262 128V127H261ZM25 129V128H24ZM41 129V128H40ZM45 129H47V128H45ZM44 129V130H45ZM52 129V128H51ZM55 129V128H54ZM65 129V128H64ZM79 129V128H78ZM83 130H84V128H82ZM177 129V130H178ZM197 129H198V127H197ZM38 130V129H37ZM42 131V130H40V131H38V132H36V137L37 138H40V141L42 142V144L44 145L45 144V142H47L48 140L50 141V139L52 138V135H53V130L52 131H50L49 130V132L48 131ZM60 130H62V129H60ZM69 130V129H68ZM71 130V129H70ZM154 131V133L151 135V131ZM169 129H167V131H168ZM174 130H175V132H176V129L174 128ZM200 130V129H199ZM206 130V129H205ZM232 130V129H231ZM31 131V130H30ZM64 131H66V130H64ZM72 131V130H71ZM73 131H75V129L73 130ZM76 131H77V129H76ZM85 131V130H84ZM33 133H34V131H32ZM32 132H30L31 134H32ZM70 132V131H69ZM188 132V131H187ZM233 132H236V131H233ZM254 132V131H253ZM29 133V134H30ZM59 133V132H58ZM71 133V132H70ZM76 133H78V132H76ZM76 133L74 132L73 134H75L76 135ZM82 133V132H81ZM176 133V134H177ZM186 133V132H185ZM191 133V132H190ZM207 133V132H206ZM238 133H236V135H238ZM3 134V133H2ZM30 134V135H31ZM61 134H62V131H61ZM72 134V133H71ZM86 134V133H85ZM174 134V133H173ZM182 134V135H181ZM203 134V133H202ZM245 134V133H244ZM248 134V133H247ZM164 135V134H163ZM175 135V134H174ZM240 136H242L241 134H239ZM238 135V136H239ZM256 135V134H255ZM19 136H18V138H19ZM64 136H66V133H65V135ZM71 136V135H70ZM77 136V135H76ZM29 137H31V136H29ZM34 137V136H33ZM32 137V138H33ZM54 137V136H53ZM78 137V136H77ZM77 137H75V138H77ZM80 138H81V136H79ZM78 137V138H79ZM210 137V136H209ZM248 137V136H247ZM36 138V139H37ZM57 138V137H56ZM60 138V137H59ZM67 138V137H66ZM168 138V137H167ZM171 138V137H170ZM175 138V137H174ZM187 138V137H186ZM190 138V137H189ZM241 138V137H240ZM242 138H243V136H242ZM24 139V138H23ZM35 139V138H34ZM33 139V140H34ZM35 139V140H36ZM165 139V138H164ZM177 139V138H176ZM245 139V138H244ZM248 139V138H247ZM255 139V138H254ZM16 140V139H15ZM19 140V139H18ZM26 140V139H25ZM24 140V141H25ZM27 140H29V139H27ZM54 140V139H53ZM74 140V139H73ZM79 140V139H78ZM172 140V139H171ZM184 140H185V138H184ZM216 140V139H215ZM23 141V140H22ZM62 140H60V142H61ZM64 141V140H63ZM62 141V142H63ZM69 141V140H68ZM187 140H185V142H186ZM189 141V140H188ZM240 141H242V140H240ZM33 142V141H32ZM37 142V141H36ZM54 142H55V140H54ZM182 142V141H181ZM219 142V141H218ZM234 142V141H233ZM238 142V141H237ZM236 142V143H237ZM243 142V141H242ZM247 142V141H246ZM13 143V142H12ZM57 143V142H56ZM73 143V142H72ZM80 143V142H79ZM78 143V144H79ZM231 143V142H230ZM235 143V144H236ZM239 143V142H238ZM244 143V142H243ZM19 144V143H18ZM35 144H37V143H35ZM41 144V145H42ZM54 144V143H53ZM63 144H64V142H63ZM69 144V143H68ZM81 144V143H80ZM164 144V143H163ZM180 144H182V143H180ZM233 144V143H232ZM235 144H233L234 146H236ZM242 144V143H241ZM46 145V144H45ZM74 145H75V142H74ZM77 145V144H76ZM175 145V144H174ZM192 145V144H191ZM225 145V144H224ZM246 145V144H245ZM244 145V146H245ZM13 146H14V144H13ZM52 146V145H51ZM50 146V147H51ZM62 146V145H61ZM238 146V145H237ZM236 146V147H237ZM240 146V145H239ZM242 146H243V144H242ZM21 147V146H20ZM38 147V146H37ZM192 147V146H191ZM249 147H250V145H249ZM252 147V146H251ZM77 148H78V146H77ZM81 148V147H80ZM244 148H246V147H244ZM248 148V147H247ZM38 149V148H37ZM55 149V148H54ZM75 149V148H74ZM73 149V150H74ZM241 149H243L242 147H241ZM251 149V148H250ZM12 150V149H11ZM18 150V149H17ZM33 150V149H32ZM47 150V149H46ZM53 150V149H52ZM56 150V149H55ZM76 150V149H75ZM166 150H168V149H166ZM169 150H171V149H169ZM237 150V149H236ZM244 150V149H243ZM246 150V149H245ZM252 150H254V148L252 147ZM38 151V150H37ZM40 151V150H39ZM250 151V150H249ZM8 152H11V151H8ZM14 152H16V151H14ZM148 152V153H149ZM155 152H157V151H155ZM242 152V151H241ZM251 152V151H250ZM254 152H256V151H254ZM22 153V152H21ZM35 153H36V151H35ZM69 153V152H68ZM75 153V154H74ZM184 153V152H183ZM239 153V152H238ZM11 154V153H10ZM9 154V155H10ZM18 154H19V152H18ZM179 154V153H178ZM256 154V153H255ZM137 155V156H136ZM144 155H146V154H144ZM144 155H142V156H139V158L137 159V160H139L141 163H143L144 164V162L146 161L145 159H147V158H145L146 156H144ZM148 156V155H147ZM150 156V155H149ZM250 156V155H249ZM255 156V155H254ZM12 157V156H11ZM26 157V156H25ZM244 157V156H243ZM52 158V157H51ZM170 158V157H169ZM12 160H13V158H11ZM48 159V158H47ZM50 159V158H49ZM111 159V160H112ZM150 159V158H149ZM185 159V158H184ZM237 159V158H236ZM11 160V161H12ZM65 160V159H64ZM112 160V161H113ZM159 160V159H158ZM157 160V161H158ZM169 160V159H168ZM14 161V160H13ZM43 161V160H42ZM112 161H110V163L112 162ZM115 161V160H114ZM28 162V161H27ZM109 162V161H108ZM121 163H122V161H120ZM127 162H126V164H127ZM137 162V161H136ZM136 162H134V163H136ZM151 162V161H150ZM149 162V163H150ZM180 162V161H179ZM184 162V161H183ZM110 163H109V165H110ZM115 163V162H114ZM133 162H132V164H134ZM148 163V162H147ZM237 163V162H236ZM18 164V163H17ZM34 164V163H33ZM139 164V163H138ZM137 164V165H138ZM35 165V164H34ZM53 165H54V163H53ZM112 165V164H111ZM149 165V164H148ZM38 166V165H37ZM40 166V165H39ZM38 166V167H39ZM125 166V165H124ZM126 166H128V165H126ZM139 166H140V164H139ZM154 166V165H153ZM10 167V166H9ZM59 167V166H58ZM109 167V166H108ZM119 167V166H118ZM122 167V166H121ZM120 167V168H121ZM150 167V166H149ZM24 168V167H23ZM41 168V167H40ZM144 168V167H143ZM133 169V168H132ZM108 170V169H107ZM240 170V169H239ZM12 171V170H11ZM18 172V171H17ZM39 172V171H38ZM145 172H147V171H145ZM84 173V174H83ZM16 174V173H15ZM65 174H64V176H65ZM41 175V174H40ZM61 175V174H60ZM86 178L85 179H87V176H85ZM92 177V176H91ZM95 177H94V180H95ZM65 178V177H64ZM126 178V177H125ZM223 178V177H222ZM66 179V180H67ZM84 179V178H83ZM85 179H84V181H85ZM92 179V178H91ZM140 179V178H139ZM241 179V178H240ZM12 180V179H11ZM88 180V179H87ZM8 181V180H7ZM90 181V180H89ZM88 181V182H89ZM13 182V181H12ZM92 182V181H91ZM87 183V181L85 182V184ZM127 183V182H126ZM260 183V182H259ZM92 184V183H91ZM123 184V183H122ZM232 184V183H231ZM79 185V184H78ZM81 185H79V187L81 186ZM87 185V184H86ZM85 185V186H86ZM121 185V184H120ZM120 185H119V187H120ZM68 186V185H67ZM71 186V185H70ZM84 186V185H83ZM83 186H82V188H83ZM88 186V185H87ZM91 186V185H90ZM122 186V185H121ZM248 186V185H247ZM75 187H77V186H75ZM75 187H72V189L73 188H75ZM89 187V186H88ZM5 188V187H4ZM86 188V187H85ZM85 188H83V189H85ZM86 189H88V188H86ZM129 189V188H128ZM3 190V189H2ZM2 190H0V191H2ZM6 190V189H5ZM5 190H3V191H5ZM91 190V189H90ZM98 190V189H97ZM217 190V189H216ZM71 191V190H70ZM77 191V190H76ZM60 192V191H59ZM107 192H109V194L107 193ZM1 193V192H0ZM68 193H70V192H68ZM93 193V192H92ZM123 193V192H122ZM129 193V192H128ZM240 193H242V192H240ZM74 194V193H73ZM86 194V193H85ZM97 194V195H98ZM8 195V194H7ZM245 195V194H244ZM11 196V195H10ZM110 198H109V197ZM128 197V196H127ZM57 198V197H56ZM68 198V197H67ZM82 198V197H81ZM84 198V197H83ZM250 198V197H249ZM11 199V198H10ZM9 199V200H10ZM107 199V200H106ZM61 200V199H60ZM92 200V199H91ZM255 200V199H254ZM257 201V200H256ZM3 202V201H2ZM1 202V203H2ZM59 202V201H58ZM67 202V201H66ZM26 203V202H25ZM100 203V202H99ZM103 203V202H102ZM3 204V203H2ZM77 204V203H76ZM109 204V205H110ZM75 205V204H74ZM78 205V204H77ZM93 205H95V204H93ZM108 205V206H109ZM133 205V204H132ZM1 206V205H0ZM98 206V205H97ZM114 206V205H113ZM126 206V205H125ZM136 206V205H135ZM117 207V206H116ZM115 208V207H114ZM118 208V207H117ZM225 208V207H224ZM76 210V209H75ZM81 211V210H80ZM116 211V210H115ZM118 211H120L119 209H117V212ZM2 213H4V212H2ZM79 213V212H78ZM122 213V212H121ZM119 214H120V212H119ZM131 214V213H130ZM263 214V213H262ZM115 215V214H114ZM124 215V214H123ZM129 215V214H128ZM252 216V215H251ZM135 217V216H134ZM256 217V216H255ZM260 217V216H259ZM80 219V218H79ZM251 220V219H250ZM257 220V219H256ZM35 221V220H34ZM43 221V220H42ZM74 221V220H73ZM107 221V220H106ZM33 222V221H32ZM36 222V221H35ZM72 222V221H71ZM90 222V221H89ZM122 222V221H121ZM250 223H251V221H249ZM253 222V221H252ZM1 223V222H0ZM69 224V223H68ZM248 224V223H247ZM259 224V223H258ZM258 224H255V223H251L250 224V228H251V233H253V234H255L254 232H258V228L255 226V225H258ZM55 225V224H54ZM82 225V224H81ZM239 225V224H238ZM260 225V224H259ZM84 226V225H83ZM242 226V225H241ZM28 227V226H27ZM123 227H125V226H123ZM248 227H249V225H248ZM259 227V226H258ZM106 228V227H105ZM262 228H264V227H262ZM261 228V229H262ZM66 229V228H65ZM82 229V228H81ZM246 229V228H245ZM53 230V229H52ZM76 230V229H75ZM75 230H74V232H75ZM97 230V229H96ZM101 230V229H100ZM134 230V229H133ZM132 230V231H133ZM260 230V229H259ZM28 231V230H27ZM84 231V230H83ZM246 231V230H245ZM262 231H264V229L262 230ZM261 231V232H262ZM96 232V231H95ZM249 232H250V230H249ZM260 232V234H262ZM34 233V232H33ZM57 233V232H56ZM89 233V232H88ZM93 233V232H92ZM97 233V232H96ZM95 233V234H96ZM110 233V232H109ZM264 233V232H263ZM43 234V233H42ZM102 234V233H101ZM259 234V235H260ZM39 235V234H38ZM109 235V234H108ZM115 235V234H114ZM256 235V234H255ZM0 236H1V234H0ZM40 236V235H39ZM254 238H255V236L254 235H252ZM249 237H251V235L249 236ZM252 237V238H253ZM2 239V238H1ZM96 239V238H95ZM100 239V238H99ZM262 239H263V237H262ZM130 242V241H129ZM254 242H256V241H254ZM262 242H264V241H262ZM1 243V242H0ZM36 243V242H35ZM70 243V242H69ZM99 244V243H98ZM256 244V243H255ZM254 244V245H255ZM81 245V244H80ZM229 245V244H228ZM241 245V244H240ZM264 245V244H263ZM34 246V245H33ZM32 246V247H33ZM131 247V246H130ZM247 247V246H246ZM249 247V246H248ZM1 248V247H0ZM242 248V247H241ZM251 248V247H250ZM74 249V248H73ZM77 249V248H76ZM255 249V248H254ZM62 250V249H61ZM72 251V250H71ZM69 252V251H68ZM77 252V251H76ZM2 253V252H1ZM237 253V252H236ZM240 253V252H239ZM242 253V252H241ZM253 253V252H252ZM258 254V253H257ZM65 255V254H64ZM85 256V255H84ZM225 256V255H224ZM65 257V256H64ZM259 257V256H258ZM71 258H72V256H71ZM66 259H67V257H66ZM87 259V258H86ZM256 259V258H255ZM222 260V259H221ZM77 261V260H76ZM68 262V261H67ZM244 264V263H243ZM250 264H264V251H263V254H261V256H260V258L258 259V260H255V261H253V262H250Z\"/></svg>",
  "mask_w": 264,
  "mask_h": 264
}]
</instances>
